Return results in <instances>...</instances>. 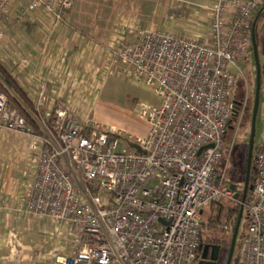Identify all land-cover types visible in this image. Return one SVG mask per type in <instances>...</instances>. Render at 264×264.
Returning a JSON list of instances; mask_svg holds the SVG:
<instances>
[{"label":"built area","instance_id":"2783aa9c","mask_svg":"<svg viewBox=\"0 0 264 264\" xmlns=\"http://www.w3.org/2000/svg\"><path fill=\"white\" fill-rule=\"evenodd\" d=\"M74 2L29 0L32 8L55 6L63 22ZM262 7L264 0H211L199 7L210 12L206 42L151 29L113 51L162 100L142 108L145 137L80 122L62 107L52 126L38 120V129L0 89V126L32 137L27 165L36 173L18 211L71 226L75 251L63 264H195L202 211L237 198L226 180L227 133L237 115L231 68L251 51ZM254 168L237 264H264V143Z\"/></svg>","mask_w":264,"mask_h":264},{"label":"crops","instance_id":"0c3cea01","mask_svg":"<svg viewBox=\"0 0 264 264\" xmlns=\"http://www.w3.org/2000/svg\"><path fill=\"white\" fill-rule=\"evenodd\" d=\"M75 1L57 29L42 12L29 11L28 0H9L0 13V64L28 94L32 117L50 126L56 109L84 91L126 39L142 30H184L172 24V7L182 12L211 0ZM33 156L29 134L0 126V264H63L75 251L69 224L18 211L31 193L36 171L27 163Z\"/></svg>","mask_w":264,"mask_h":264},{"label":"rangeland","instance_id":"374dc122","mask_svg":"<svg viewBox=\"0 0 264 264\" xmlns=\"http://www.w3.org/2000/svg\"><path fill=\"white\" fill-rule=\"evenodd\" d=\"M49 1L56 3L61 0ZM187 4L188 3L185 2V5ZM200 5L203 4H199L196 8L193 6H186L187 8L184 7V11L182 12L181 10L177 11V8H180L179 6H171L172 11L173 9H175V12L177 11L176 13H172L173 16L171 17V20H173L172 24H175L176 27H182L184 29L179 31L176 30V32L189 35V37L197 41L206 42L207 39H209L205 36V33H207L205 32V29H207V27H203L202 25L207 24V19L209 18L208 14L210 12L207 10H200ZM204 5L207 6V4ZM27 7L29 11L42 12L43 16L45 15L47 20L49 22L51 21L54 29H57L55 27L59 28L62 25H66L65 22H63L55 13V6L49 8L44 4H40L39 6L32 8L28 0ZM152 8L150 9L152 10ZM155 8L156 7H154V9ZM7 11V3L0 0V13H6ZM114 21L115 19H112V24ZM136 30L137 29H135V31ZM165 31L167 30L165 29ZM140 35L141 34L139 33L135 39H126L125 44L139 39L138 37H140ZM256 38L259 42L258 49L261 67V90L259 94L258 111L256 114L254 156L257 154L258 148L264 143V14L259 18ZM113 47L117 48L118 46L113 44ZM108 50L109 48L106 49V53ZM110 54L112 56L109 58L107 68L92 73L90 85L84 88V91L81 93L75 94V98L71 102L72 107L69 106L71 103L67 106L65 102L60 106L67 109L71 115H75V118L80 122L85 120H95L103 126H113L118 129L126 130L135 136H148L150 133V126L148 122L141 117L142 108L144 106L159 105L162 100L152 87L138 82V80L133 77L129 72V66L127 64L117 63L118 56L113 51ZM235 64L236 65L231 68V71L235 75V85L232 91V98L236 105L235 114H237V116L235 119L238 122L236 123L231 136L232 158L230 155L226 168V180L230 185L234 183L236 185L244 184L245 186L250 139L253 129V114L258 93V65L254 49L249 52L246 58L238 59ZM47 125L50 126L49 123H47ZM230 180H236L237 183ZM208 212L209 208L205 207V213L202 215L203 221H207ZM222 219L223 221H226L225 213L222 216ZM245 224L246 217L243 216L240 226L241 231L238 236L232 264H237V260L241 254V243L243 239L242 231L245 229ZM228 229H230L228 232L219 230L218 235L222 238H227L229 241L231 238V229H233V227L231 226Z\"/></svg>","mask_w":264,"mask_h":264},{"label":"trees","instance_id":"16d2710c","mask_svg":"<svg viewBox=\"0 0 264 264\" xmlns=\"http://www.w3.org/2000/svg\"><path fill=\"white\" fill-rule=\"evenodd\" d=\"M264 13V7L262 10L257 14L256 19H258L260 13ZM255 19V20H256ZM258 24L256 26V35H257V30H258ZM257 43L258 40H257ZM259 46V45H258ZM0 88H2L3 92L6 94L10 104L16 108L25 118L27 119L28 123L33 125L35 128L39 129V124L36 119H34L30 113V109H32L33 103L31 102V99L29 98L28 94L22 89L18 81L8 72L6 69L0 64ZM14 91V92H12ZM237 115H234L232 118V122L230 123V126L228 128V133H227V146L225 149V153H230L231 151V144H232V133L235 128L236 123L238 122L235 117ZM256 156V155H255ZM255 156H254V161H253V170L251 174V188L254 184L255 178H256V169L254 168V162H255ZM232 158V154H231ZM229 179V178H228ZM233 182H236V180H230ZM232 183V182H231ZM243 191H244V184H237V198L236 200H229V199H223L218 202H213L209 204L207 207L209 208L208 212V218L207 221H204V226H203V234H204V239L206 242H211L215 243L218 246L220 245L225 251L226 256L229 257L231 246H232V240H233V234L235 227L238 222V217L240 214V210L242 207V201H243ZM250 195H251V190L248 193V198H247V204H249L250 200ZM247 207L245 208L244 211V217H247ZM205 213V210H204ZM226 215V221H223L222 216ZM233 227L231 230V238H222L221 236L218 235V231H226L228 232L230 229L229 227ZM228 227V228H227ZM241 231V227H240ZM239 231V235H240ZM244 232V229L242 233Z\"/></svg>","mask_w":264,"mask_h":264},{"label":"water","instance_id":"95a60500","mask_svg":"<svg viewBox=\"0 0 264 264\" xmlns=\"http://www.w3.org/2000/svg\"><path fill=\"white\" fill-rule=\"evenodd\" d=\"M258 19L255 20L254 23V31H253V47H254V52H255V57H256V62L258 65V93H257V99H256V105L254 108V114H253V123H252V135H251V139H250V147H249V155H248V161H247V170H246V181H245V186H244V191H243V203H242V207L240 210V214L238 217V222L237 225L235 227L234 230V234H233V240H232V246H231V250H230V255H229V260L227 264H232L233 261V256L235 253V249H236V245H237V240H238V236H239V231H240V226H241V222L244 216V211H245V207H246V201L248 198V193L249 190L251 189V173L253 170V161H254V140H255V127H256V114L258 111V105H259V94H260V90H261V67H260V61H259V49H258V43H257V38H256V24H257ZM231 187L234 190H237V185L236 184H231ZM203 213V211H202ZM203 249V244L200 245L199 250L201 251ZM210 250V246H206L204 249V258L207 257V253ZM213 250V260L217 259L218 257V253H219V246L216 247H212ZM202 264V263H200Z\"/></svg>","mask_w":264,"mask_h":264},{"label":"flooded vegetation","instance_id":"af4514ba","mask_svg":"<svg viewBox=\"0 0 264 264\" xmlns=\"http://www.w3.org/2000/svg\"><path fill=\"white\" fill-rule=\"evenodd\" d=\"M202 244H203V249L201 251L199 250L195 264H200V263H202V264H227L228 263L229 257L226 256L225 251H223V249L220 245H219L220 250L218 253V257H217V259L213 260V258H212L213 257L212 247H216L218 245L215 243L206 242L205 240H203ZM206 246H210V250L207 253V257L204 258L203 257L204 256V249Z\"/></svg>","mask_w":264,"mask_h":264},{"label":"bare ground","instance_id":"6f19581e","mask_svg":"<svg viewBox=\"0 0 264 264\" xmlns=\"http://www.w3.org/2000/svg\"><path fill=\"white\" fill-rule=\"evenodd\" d=\"M262 8H263V7H262ZM262 8L259 10V12L262 10ZM259 12H258V13H259ZM250 190H251V189H250ZM250 190H249V191H250ZM204 210H205V209H204ZM204 210H203V213H202V215L204 214Z\"/></svg>","mask_w":264,"mask_h":264}]
</instances>
